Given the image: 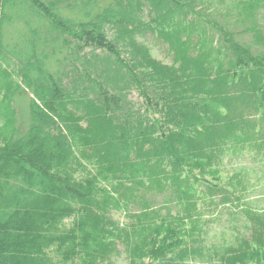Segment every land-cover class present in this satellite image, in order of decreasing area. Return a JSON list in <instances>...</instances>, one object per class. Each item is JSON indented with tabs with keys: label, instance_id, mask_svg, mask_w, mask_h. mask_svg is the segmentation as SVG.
Masks as SVG:
<instances>
[{
	"label": "trees",
	"instance_id": "16d2710c",
	"mask_svg": "<svg viewBox=\"0 0 264 264\" xmlns=\"http://www.w3.org/2000/svg\"><path fill=\"white\" fill-rule=\"evenodd\" d=\"M101 1L2 0L0 264H264V0Z\"/></svg>",
	"mask_w": 264,
	"mask_h": 264
},
{
	"label": "rangeland",
	"instance_id": "374dc122",
	"mask_svg": "<svg viewBox=\"0 0 264 264\" xmlns=\"http://www.w3.org/2000/svg\"><path fill=\"white\" fill-rule=\"evenodd\" d=\"M88 0H78L77 4L78 5H82V8L85 7V5L87 4ZM205 3H210V9L212 10H216V11H221V10H228V9H232L233 5L238 1V0H202ZM98 3L100 5H103V2L101 0H98ZM97 3V4H98ZM84 11H82L81 13H78L76 11H71L68 10L66 12L67 16H73V17H77L79 14H82ZM23 31V26L21 23L16 22L14 25H11L9 27H6L5 29V36L7 38V40L9 41L10 38H14L15 40H17L19 34ZM144 44H146L147 46H149V48L152 50L153 55L164 61V62H170L171 61V57L168 56L167 54V45L164 44L162 41L158 40L157 38H155L154 36H151L150 34H146L145 36H142L139 38ZM27 95H23V97L21 98L22 101H24L25 103H27V96L33 97L34 95L28 91ZM134 97H136V93L133 94ZM23 102V103H24ZM24 114H22L21 116H23ZM23 123V121L21 122ZM263 204L262 201L258 202L259 207H261ZM225 217V215H224ZM222 224H225V221H223ZM216 224L213 225L210 233H219V229L215 228ZM112 264H128V259L126 258L125 254L123 251H121V253L118 256H115L113 258V262Z\"/></svg>",
	"mask_w": 264,
	"mask_h": 264
},
{
	"label": "water",
	"instance_id": "95a60500",
	"mask_svg": "<svg viewBox=\"0 0 264 264\" xmlns=\"http://www.w3.org/2000/svg\"><path fill=\"white\" fill-rule=\"evenodd\" d=\"M2 0H0V16H1Z\"/></svg>",
	"mask_w": 264,
	"mask_h": 264
}]
</instances>
